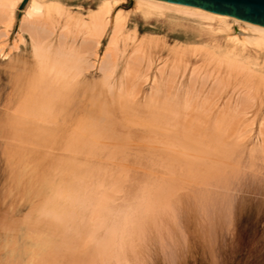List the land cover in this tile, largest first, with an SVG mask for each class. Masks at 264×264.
Here are the masks:
<instances>
[{"label":"rangeland","instance_id":"rangeland-1","mask_svg":"<svg viewBox=\"0 0 264 264\" xmlns=\"http://www.w3.org/2000/svg\"><path fill=\"white\" fill-rule=\"evenodd\" d=\"M58 1H60V3L65 7V9H68L70 13L72 12L76 15L86 16L90 10H94L97 7L101 0ZM19 7L20 6H18L15 10V19L17 22L20 18L23 19V12L25 11L24 8L20 10ZM118 11L121 15L124 13L122 16L126 17V34L122 39V49L124 51V55L119 61L115 81L118 83L119 81L124 82V80L127 79L125 81L127 83L131 80L130 78H127L129 77L127 76L128 73L131 78H133V72L135 73V76L133 75L134 80L129 81L128 84L133 82V84L130 85L136 87L137 82L139 85L137 86H141V92H136L137 94L135 93L134 96H137L138 98L135 97L136 99L133 101H131L132 99L125 100L124 98H121L120 104L123 102L124 105H120L118 101L120 99L117 96H109L105 90H102L99 87H96L93 91L85 95L82 90L79 89L76 91L74 103L68 107V114L71 111L73 112L72 125L70 128L72 130H75L76 128H87L88 130L89 127L85 126H89L90 124H95L97 122H103L102 124L105 127L107 126L106 123H108L110 126H108L107 129H109L110 132L112 131L110 135L113 134L115 139L111 138L109 135V137L106 136V138L108 137L107 140L110 142H116L115 140L117 139L119 145L121 144V146H124L122 149V147L116 143V145H118V147L116 146L117 150L118 152L120 151L119 153L115 149L116 147L112 150V147L115 146L114 143L111 142L114 145L110 144L112 147L107 146L109 144L106 143L107 140H105L106 138L104 136H102L104 137V140L101 137L98 139V143L104 141V145L102 144L103 146H101L97 144L96 146H93V151L88 149L81 151L68 150V141L66 137H59L52 139L53 141L49 140L42 142L32 137L18 136L16 134L17 129L20 130L23 127L11 125V123L16 119V115L14 114H17L15 112L18 107L28 99V96L32 95L35 97V95L38 94L37 86L34 84V62H32L30 55L29 36L26 34L27 32H20V30L18 32L16 26H12L8 29L5 36L2 37V34L0 35V47L3 48L2 56L0 53V240H2L0 242V249L2 248L4 251L0 250V264H36L34 263L36 261L33 260H36L35 258L39 257L44 258V263L42 264H50V262L51 264H90L92 259L91 257L93 256L91 253L93 243L87 235V231L91 227L89 225L91 224L90 220L94 222L92 226H94L99 220H104L105 222L108 221L107 223L112 220L115 221L116 217H114V213L117 209H127L131 211L133 213L132 219L136 221L138 226H141V234L139 237H135L132 247L126 252L125 258L129 264H264V156L262 155V152L264 154V82L263 84L261 82L263 80L262 78H264V49L260 51L252 50L251 52L243 55V59H248L250 63L257 61L255 66L253 65L254 67L251 66V70L254 69L259 73L250 70V73L255 72V74H252L253 78H251V74H248V70L243 71L245 73L247 72L246 74L250 77H247L245 73L242 74L243 71H241L242 76L239 74L240 72L238 73V71H233V74L231 71H228V68H224L226 67L224 64H218L216 60L212 61L209 59L208 62L205 61L201 56V54L204 55L203 52L196 50V47H199L198 49H200L206 44H218L221 48H224L230 45L231 39H237L239 36L240 37L238 39H242L244 36L247 37L248 33H242L241 31L243 30L239 29L235 24L232 25L231 23L229 29L227 30L213 33L211 32L209 28L210 25L207 22L200 21L194 17L181 16L179 14L168 13L165 17L144 20L139 14L132 11L131 0H119L118 4L116 3L115 5V12ZM213 28L215 29L216 26L214 25ZM1 31L3 32V30L0 29V33H2ZM227 35H230V37ZM108 41L109 36L106 35V37L102 39V45L99 47L100 49L98 51V55L100 57L102 56V53H104L108 45ZM3 54L4 57L7 55L9 57L7 56L4 58ZM137 57L141 58L138 59ZM203 57L206 58L205 55ZM258 57L260 58V62L257 59ZM28 60H31L30 63ZM140 61L142 65L139 63ZM149 62H151V64ZM130 64L132 65L130 66ZM136 64L141 65V67L136 66ZM258 64L261 68L258 67ZM217 65H221L223 67H218ZM134 66L135 68L139 67L138 70H134ZM125 68L127 70H125ZM158 70L162 74H159ZM143 73L146 74L143 75ZM169 73L171 76L174 75V73L175 75L168 83L167 79L170 80L171 77ZM228 73L229 75L232 73V76H229ZM260 73H263L262 76ZM98 74V62L96 61L95 67L87 73L86 78L95 85H98L97 82L100 77ZM235 74H239L241 77H236L238 75L235 76ZM142 75L146 76L148 79L147 82L142 80L144 79L141 77ZM256 75L258 76L257 80L259 75L262 80L259 78L260 81H256ZM124 76H126V78H124ZM155 76L159 78L157 84H154L152 81ZM246 77L249 80L252 79L251 84L254 83L253 86L250 84V81L249 83L244 81L248 80ZM203 80L205 81V84ZM189 82L191 83V88H188V84L190 86ZM259 82H261V85ZM166 84H170V88H168V90H171H166ZM192 84L195 85L192 86ZM149 86L150 88L155 87V90L159 89L160 92H158L159 94L155 97L156 103L153 111L148 110L145 107L147 98L155 91L154 90L151 93L150 91L153 89L149 90ZM200 86H202L203 89H201L202 87ZM136 88L135 90H137ZM190 89L192 92H189ZM200 89L201 92L199 91ZM165 91L169 92H166L169 96L166 95ZM194 99L195 101H193ZM173 102L180 105L179 113L175 118L176 120H170L171 123L167 122L168 128L172 129V127L169 126H173V131L170 130L172 133H170L169 129H166L165 131L162 130L164 133L167 132L166 135L160 131L163 127L167 128L165 122L155 119L151 116V114H153L152 112H154V114H158L156 112H162L160 107L163 103ZM200 102H202V105ZM184 103H188V106H184L183 108ZM243 103H245V105ZM121 106L122 108L124 106L125 107L122 109ZM128 106H130V108ZM188 107L191 109L189 110ZM193 108L194 110H192ZM100 111L102 112L100 113ZM124 113H126V115ZM103 115L107 116L105 117ZM149 117L153 119L149 121ZM103 118L107 120L105 121ZM124 118L125 121L128 119L126 123L124 121L122 122ZM146 118L148 119L147 122L145 121ZM134 119H137V121H134ZM237 119L239 120L237 121ZM129 120H131L132 123L130 121L128 124ZM155 120L161 122L160 127L165 125L159 128V123H155L159 128V131H157L159 134L154 133L155 130H158V128L153 127L155 126L153 123H149ZM134 122H136V125L139 124V126H141L142 123H146L145 125H147V123L151 125H147V127L143 125V127L145 126L148 130H145V128L143 129L142 126V128L138 127L137 130L138 125L135 126L136 128L131 125ZM123 124H128L127 126L131 127L133 126L135 130L133 128L131 129V127L130 129L129 127L128 129L123 128L126 127V125L124 126ZM39 125L44 127V124L39 123ZM68 125L70 124L58 121L55 125H48V128L64 130V128H67ZM183 126H187V128H184ZM149 127L154 128L155 130L152 129L154 132H149L150 134H148L146 131L150 130ZM182 127L184 128L183 130L186 129L187 132L184 131L185 133L192 136L191 138H194V142L196 140L197 145L199 144L202 146L203 144L202 147L207 149L208 154L207 152H199V146H197L196 150V144L193 142L189 143H193L194 148H192V150L188 148V151L184 144L180 143V140L176 139L177 136L180 139L182 138L181 136L184 134ZM193 127H197V130ZM174 128L176 132L174 131ZM216 131L219 134V138L216 135ZM189 132H193V134L191 135ZM160 133L162 135L164 134L163 136H165V138L161 137L162 135ZM151 134H156V136L153 137ZM86 136L90 135L86 133ZM117 136L119 139L123 137V139H121L123 143L124 140L126 143H129L130 141V144L132 142L134 143V146H137L134 148L133 144H131L132 149H128L130 148V144H128L129 147L126 143L122 145L121 140L119 142ZM169 136H171L170 138L173 140L170 139ZM202 136H204V138ZM213 136L216 137L218 141L222 140L220 141L222 142L220 146L223 149L221 148L222 150L220 149L218 152L211 151L216 147H214V145H216V143L218 144V141H216V138ZM125 137H127L128 140ZM199 138H202L203 141ZM224 140L225 142H223ZM191 141H193V139ZM199 141L201 143H199ZM169 142L170 144H168ZM144 144H147V147H142L146 146ZM139 145L140 147H138ZM148 145H151L152 148L158 147V150H155L154 148L152 149L151 147H148ZM166 145L168 146L166 147ZM171 145L174 147L172 148ZM176 145H182L181 149ZM106 146L108 148L110 147L109 149L112 152L116 150L115 153L118 154L113 152L116 158L114 156L111 157L113 153L110 152ZM136 147L138 148L136 149ZM121 149L123 152H121ZM124 149L126 151L129 150V152L127 153ZM172 150H175L176 153L172 152ZM230 150L233 152H230ZM167 152H169L170 155H167ZM177 152H179L180 155H178ZM182 152H187L189 156L192 155V158H189L186 153L185 155H182ZM120 153H123L124 155L122 156ZM127 154H129V156ZM171 154L172 156L174 155V157H172ZM195 155H198L199 157L202 155L204 159L196 157ZM125 156L128 158H125ZM145 156L147 160L145 159ZM168 156L172 159L170 160V158H167ZM181 156L182 158H185L183 160H185L186 163L180 160ZM121 158L125 160L122 161ZM210 158H212V160L214 159V161ZM217 158L220 159L218 160ZM103 159H106L107 161L110 160V162L107 163V161H104ZM173 159L176 161L175 164L173 163ZM167 160H170V163ZM66 161L72 162L81 168L79 171L84 177L83 185H87V183H89L93 190L96 189L94 193L97 198L99 197L102 199L107 196V204L111 207L112 215H108L106 211H103L101 202H94L92 204L94 207L91 205L89 207L90 209L86 213L87 215L85 214L87 217H84L82 222L79 221L77 223L80 228L79 236L73 237V242L71 243L72 247L70 246L74 249V251L71 249L70 251L69 247H62L63 249L61 248L57 252V256L56 252L53 253L49 249H40V246L38 247L37 243H35V238L40 234L42 237L50 236L57 238L55 241H58L59 239L57 234L53 235L54 228L50 226L48 227L49 222L44 220L39 213L46 198L45 196H48L51 192L45 184V186L41 184L44 179L53 182V185H58V178L59 181L64 178L66 179V176L62 177V171H64L63 168L67 164ZM178 161H180V163H178ZM187 161H189L190 165H193L192 168L189 167L190 165L188 166ZM5 163H7L8 166ZM119 163L120 167H116L119 166L117 165ZM125 163L127 168L123 166ZM185 164L190 171L187 169ZM167 166H171L172 168ZM137 167L141 171H137ZM215 167L218 170L220 167V176H218L219 174L214 176L213 172ZM21 168L24 171H22ZM164 168H166V170H164ZM181 168L183 169L181 170ZM211 168L213 170H209ZM95 170H97V173ZM18 171H20V174ZM29 171L31 173H29ZM148 172L150 173L148 174ZM189 172L193 174L189 176ZM21 174L25 176V181ZM51 175H53V177ZM194 176H198L199 179ZM170 177L173 179H170ZM122 178H125L126 180ZM32 182L37 184H35L36 187ZM186 183H188V186ZM169 188L171 189L170 191ZM158 190H162L163 193L161 201H156V198H153L155 197L154 194L157 193ZM167 191H169V193ZM44 192L46 194H44ZM38 193H43L44 195L41 194V196H39ZM152 200L156 201V203ZM159 203L162 206H160ZM206 203L207 205H205ZM95 208L98 212L103 211L100 214L103 218L97 217L96 214L98 213H96ZM137 209L138 211L135 212ZM35 214L38 215L36 216ZM7 217L9 219H7ZM27 219H29V224ZM43 220L46 223H43ZM95 220L97 221L95 222ZM22 222L25 223L22 224ZM40 223L41 225L38 226ZM45 228H48L50 232ZM30 229L31 232H29ZM32 230L35 232L32 234L33 237L31 236ZM13 233H16L17 235L15 234V236ZM101 234V230L99 232L96 231L95 237L97 238L101 236ZM7 236L12 238L10 239ZM15 239L17 241H15ZM11 241L13 242L11 243ZM20 241H24L23 244ZM1 243L4 246H1ZM16 244H18L17 247ZM9 249L12 251L10 252ZM28 249L30 250L29 252ZM66 250L70 252L67 253ZM12 252L13 254H11ZM52 254L54 256L51 257ZM28 255L31 257L29 258ZM49 257L52 260L49 259L50 261H48ZM27 261L29 263H27ZM92 263L101 264L98 259H92ZM109 264L116 263L113 261Z\"/></svg>","mask_w":264,"mask_h":264},{"label":"bare ground","instance_id":"bare-ground-1","mask_svg":"<svg viewBox=\"0 0 264 264\" xmlns=\"http://www.w3.org/2000/svg\"><path fill=\"white\" fill-rule=\"evenodd\" d=\"M119 0H101L100 3L97 5V7L94 10H90L88 12V14L86 16L84 15H76L75 13L73 14L72 12L70 13L68 11V9H65V7L60 3V1L58 0H28V2L26 3L25 7H24V17L23 19L20 18V20L17 22L15 19V10L18 8V6L21 5V3L23 2V0H0V29L3 30L2 33H0V35L2 34V37L5 36L8 32V29L11 28L12 26H16V29L24 32H27L26 34H28L29 36V45H30V55L32 58V62H34V69H35V79H34V84L37 86V91L38 94L34 96L30 95L28 96V99L26 101H24L17 109V111L14 114L16 115V119L11 123V125H17L21 128L20 130L17 129L16 134L18 136H25V137H32L34 139H37L39 141L45 142V141H49L55 138H59V137H66L67 141H68V150L71 151H75V150H84V149H88L93 151V146H96L97 144L103 146L104 145V141L101 143H98V139L101 137L104 140V137L106 138V136L109 137V135L112 133V131L110 132L108 128V123L107 126H103V122L100 123H95V124H90L89 126H85V127H89L88 130L87 128H76L75 130L70 129L71 125H72V119H73V112L71 111L68 114V107L71 106L74 103V98H75V94L76 91L81 89L82 92L85 94H88L89 92L93 91L96 87H99L102 90H105L109 96L111 95L113 96H117L120 100L119 104L121 102V98L126 99H132L131 101L135 100L137 96H134L136 92H141V86L138 87L139 85L136 82V87L131 86L130 84H133V82L130 84L129 81L134 80V74L132 72V77L130 76V74L128 73L127 78H130L131 80H129L127 83L125 82L126 80H124V82H116L115 81V75L117 73L118 67H119V61L120 59L123 57L124 55V51L122 49V39L126 34V27H125V21H126V17L122 16L124 15V13L121 15V13L115 12V5L116 3L118 4ZM122 2V1H121ZM131 5H132V11L134 13L139 14L144 20H149L151 18H161V17H165L166 14L170 13V14H179L181 16H185V17H194L199 19L200 21H204L207 22L210 26V30L213 33H218L224 30L229 29V26L233 24H235L239 29L243 30L241 31L242 33L247 32L248 36L247 37H243L242 39H231L230 40V45L221 48V46H219L218 44H206L203 48L198 49L199 47H196L199 52H203V54L206 56L203 57L204 55L201 54L202 58H204L205 61H209V59L216 60L218 62V64H224L226 67L224 68H228V71H231L233 73V71L237 72L239 74H241V71L243 70H248V74H251L250 76H252V74L254 73H250L251 70V66L254 67L255 63H250V61L248 59H243V55L247 54L249 52H251L252 50L254 51H260L264 49V27L263 26H259V25H254V24H250L229 16H223V15H219V14H214L211 12H207L198 8H192V7H186V6H181V5H176V4H171V3H167V2H163L160 0H131ZM127 16V15H126ZM128 17V16H127ZM22 23V24H21ZM21 24V26H20ZM216 26V28L214 29L213 26ZM233 27V26H232ZM237 28V29H238ZM238 29V30H239ZM232 31V30H231ZM224 33V32H223ZM228 33V32H227ZM232 33V32H231ZM234 33V32H233ZM241 33V34H242ZM225 34V33H224ZM20 35V34H19ZM106 35L109 36V41H108V45L104 51V53H102V56L100 57L98 55V51H99V47L100 45H102V39L104 37H106ZM230 37V35H227ZM233 36V35H232ZM227 38V37H226ZM228 39V38H227ZM226 39V40H227ZM1 48V47H0ZM16 48V47H15ZM14 48V49H15ZM2 49V50H1ZM0 49V53L2 56V51L3 48ZM193 49V48H192ZM190 50V49H189ZM195 51V50H192ZM256 54V53H255ZM262 55V54H261ZM8 56V55H7ZM5 56V57H7ZM25 56V54H24ZM4 57V54H3ZM4 57V58H5ZM9 57V56H8ZM26 57V56H25ZM136 57V56H135ZM208 57V59H207ZM257 57V56H256ZM261 57V56H260ZM133 58V57H131ZM129 58V59H131ZM138 59H140L139 57H137ZM136 58V59H137ZM137 59V60H138ZM143 59V58H142ZM141 59V60H142ZM259 61V57L257 58ZM27 60V59H26ZM25 60V61H26ZM136 60V61H137ZM29 63L31 60H28ZM27 61V62H28ZM98 62V75L99 77V81L97 82L98 85H95L94 83H92L91 81H89L86 78L87 73L92 70L95 67V62ZM211 62V61H210ZM216 62V64H217ZM260 62V61H259ZM129 63V62H128ZM138 63V62H136ZM141 64V61L139 62ZM151 64V62H149ZM212 63V62H211ZM127 64V63H126ZM180 64V63H179ZM182 64V63H181ZM8 65V64H7ZM132 64H130L131 66ZM134 65V64H133ZM142 65V64H141ZM141 65H137L136 66H140ZM254 65V66H253ZM262 65H263V60H262ZM16 66V65H15ZM218 66V65H217ZM221 66V65H220ZM218 66V67H220ZM18 67V66H17ZM22 67V66H21ZM30 67V66H28ZM151 67V66H150ZM223 67V66H221ZM258 67H260V65L258 64ZM264 67V66H263ZM134 70H138V68H135V66L133 67ZM256 68V67H255ZM261 68V67H260ZM1 69V68H0ZM5 69V68H4ZM128 69V67H127ZM125 68V70H127ZM149 69V68H148ZM253 69V68H252ZM264 69V68H263ZM6 70V69H5ZM123 70V71H125ZM131 70V69H129ZM145 70V69H144ZM262 70V69H260ZM28 71V70H27ZM133 71V70H132ZM175 71V70H174ZM251 71H256V70H251ZM11 72V71H10ZM130 72V71H128ZM135 72V71H134ZM146 72V71H143ZM258 72V71H256ZM264 72V71H263ZM13 73V72H12ZM91 73V72H90ZM125 73V72H124ZM159 74H162L159 72ZM232 73L229 76H232ZM245 73L244 71L242 72V74ZM247 73V72H246ZM245 73V74H246ZM259 73V72H258ZM146 73H143V75H145ZM158 74V75H159ZM184 74V73H183ZM234 74V73H233ZM239 74H235L238 75L236 77H241L239 76ZM244 74V76H245ZM247 77H250L248 76ZM261 76L263 73H260ZM124 75V74H123ZM141 76L144 79V82H147L148 79L146 78V76ZM164 75V74H163ZM169 75L171 76V74L169 73ZM175 75V73H174ZM172 75L170 77V80L167 79L168 83L169 81H171L172 77L174 76ZM258 75V74H257ZM255 77L256 81H260L259 78L261 79L260 75L259 78L257 80V76ZM4 76V75H3ZM161 76V75H160ZM159 76V77H160ZM22 77V75H21ZM95 77V76H94ZM148 77V76H147ZM169 77V76H168ZM167 77V78H168ZM192 77V76H191ZM228 77V76H227ZM246 77V78H247ZM92 78V77H91ZM124 78H126V76H124ZM154 79H152V81L154 82V84H157L159 81V78L157 76L153 77ZM201 78V77H200ZM205 78V77H204ZM253 78V76L251 77ZM4 79V78H3ZM137 79V78H136ZM196 79V78H195ZM242 79V78H241ZM248 79V78H247ZM254 79V80H255ZM264 80V78H262ZM261 79V80H262ZM140 80V79H139ZM193 80V79H192ZM253 80V81H254ZM261 81L262 84L264 81ZM12 81V80H11ZM14 81V79H13ZM151 81V82H152ZM180 81V80H179ZM204 81V80H203ZM246 83L250 84L252 83V79H248V80H244ZM244 81H242L244 84H246ZM255 81V82H256ZM143 82V83H144ZM191 82V81H190ZM189 82V83H190ZM222 82V81H219ZM261 82H259V84L261 85ZM2 83V82H1ZM24 83V82H23ZM166 83V82H165ZM171 83V82H170ZM201 83V81H200ZM153 84V85H154ZM205 84V81H204ZM219 84V83H217ZM249 84V85H250ZM254 84V83H253ZM253 84H251L253 86ZM257 84V83H255ZM9 85V84H8ZM138 85V86H137ZM144 85V84H143ZM167 85V84H166ZM195 84H192V86ZM221 85V84H220ZM248 85V86H249ZM155 86V85H154ZM204 86V85H203ZM191 88V83L190 86L188 84V88ZM202 87V86H200ZM199 87V88H200ZM216 87V86H214ZM220 87V86H218ZM217 87V88H218ZM251 87V86H250ZM8 88V87H7ZM15 88V87H14ZM135 88L137 90H135ZM140 88V89H139ZM150 88V86H149ZM168 88H170V84L167 85V89L165 87L166 90H168ZM172 88V87H171ZM252 88V87H251ZM260 88V87H259ZM16 89V88H15ZM153 89V90H151ZM193 89V87H192ZM203 89V87L201 88ZM201 89L199 90L201 92ZM264 89V88H263ZM33 90V89H32ZM149 90H151L150 92L152 93V91L155 90L154 88H150ZM171 90V89H169ZM168 90V91H169ZM218 90V89H217ZM216 90V91H217ZM14 91V90H13ZM17 91V90H16ZM168 91H165V93H169ZM251 91V90H250ZM34 92V90H33ZM159 89H156L146 100L145 103V107L148 110L153 111L154 109V105L156 103V95L159 94ZM189 92H192L191 89ZM248 92V91H247ZM19 93V92H17ZM166 93V95H168ZM212 93V92H211ZM246 93V92H245ZM137 94V93H136ZM139 94V93H138ZM186 94V91H185ZM184 94V95H185ZM197 94V93H196ZM198 94L200 95V93L198 92ZM165 95V94H164ZM169 96V95H168ZM19 97V96H18ZM116 97V98H117ZM167 97V96H166ZM214 97V96H213ZM242 97V96H241ZM251 97V96H250ZM138 98V97H137ZM174 98V97H173ZM185 98V96H184ZM198 98V95H197ZM244 98V97H243ZM242 98V99H243ZM111 99V98H110ZM188 99H189V95H188ZM15 100V98H14ZM18 100V99H17ZM185 100V99H184ZM212 100V99H211ZM16 101V100H15ZM112 101V100H111ZM165 101V100H164ZM195 101V99L193 100ZM192 101V102H193ZM202 101V100H201ZM206 101V100H205ZM241 101V99H240ZM246 101V100H245ZM129 102V101H128ZM185 102V101H184ZM189 102V101H188ZM194 103V102H193ZM240 103V102H239ZM97 104V103H95ZM122 105L123 102L121 103ZM120 104V105H121ZM188 103H184V106H188ZM196 104V103H195ZM200 104L202 105V102H200ZM205 104V103H204ZM209 104V103H208ZM241 104V103H240ZM245 105V103H243ZM242 104V105H243ZM251 104V103H250ZM98 105V104H97ZM192 105V103H191ZM247 105V104H246ZM94 106V104H93ZM119 106V105H118ZM126 106V105H125ZM124 106V107H125ZM200 106V105H199ZM120 107V106H119ZM123 107V108H124ZM130 108V106H128ZM194 107V106H191ZM92 108V107H90ZM122 108V106H121ZM122 108V109H123ZM179 108L180 105L176 102L173 103H163L160 107V110L162 112H156L158 114H154V112H152L153 114H151L152 117H154L157 120H162V122H165V124L167 125V128H161L160 124L161 122H158L157 120L153 121V122H149V123H153V127H157L156 126V122L159 123L158 127L161 128L160 131L162 133H164L162 130H166L169 129L173 131V126H169L172 127V129L168 128V124L167 122L171 123L170 120H174L178 113H179ZM202 108V107H201ZM188 109L190 110L191 108L188 107ZM187 109V110H188ZM239 109V108H238ZM4 110V109H3ZM194 110V108L192 109ZM241 110V109H240ZM93 111V110H92ZM130 111V110H129ZM96 112V111H95ZM102 111H100L101 113ZM188 112V111H187ZM186 112V113H187ZM193 112V111H191ZM189 112V113H191ZM240 112V111H239ZM136 113V112H135ZM93 114V113H92ZM109 114V113H108ZM123 114V113H122ZM126 115V113H124ZM188 114V113H187ZM130 115V114H129ZM94 116V115H93ZM105 116V115H103ZM107 116V115H106ZM105 116V117H106ZM128 116V115H127ZM144 116V115H142ZM96 117V116H94ZM102 117V115H101ZM121 117V116H120ZM126 117V116H125ZM222 117V116H221ZM150 118V117H149ZM186 118V117H185ZM192 118V117H191ZM198 118V117H197ZM105 119V118H103ZM110 119V116H109ZM127 119V118H126ZM133 119V118H132ZM139 119V117H138ZM153 118H150V120H152ZM200 119V118H199ZM102 120V119H101ZM107 119H105L106 121ZM128 120V119H127ZM127 120L125 121L122 120V122L124 121L125 123L127 122ZM137 121V119H134V121ZM147 118H146V122H147ZM176 120V119H175ZM181 120V118H180ZM239 119H237L238 121ZM58 121H62L63 123H68L70 125H68L67 128L63 129H55V128H48V125H55ZM121 121V120H120ZM131 120L128 121V124L130 123ZM221 121V119H220ZM191 122V121H190ZM203 122V121H202ZM233 122V121H232ZM235 122V121H234ZM40 124H44V127L40 126ZM89 123V122H88ZM132 123V121H131ZM139 123V121H138ZM183 123V122H182ZM187 123V122H186ZM219 123V122H218ZM116 124V123H115ZM127 124V125H128ZM135 124V125H134ZM141 124V122H140ZM146 123H142L141 126L143 127V125H145ZM164 124V123H162ZM174 124V122H173ZM189 124V123H188ZM205 124V123H204ZM120 125V124H119ZM118 125V126H119ZM124 126L126 124H123ZM123 127V128H127L131 126H127ZM134 127L137 126V130L139 126V124L136 125V122H134L133 124ZM148 126H150L147 123ZM147 125H145L147 127ZM184 125H185V121H184ZM133 126L131 127V129L133 128ZM145 126L143 127V129L145 128ZM177 126V125H176ZM175 126V128H176ZM84 127V126H83ZM121 127V126H120ZM141 127V128H142ZM157 127V128H158ZM184 127V126H183ZM182 127V130L187 126H185L184 128ZM200 127V126H199ZM232 127V126H231ZM230 127V128H231ZM110 128V127H109ZM122 128V129H123ZM136 128V127H135ZM140 128V129H141ZM150 128V127H149ZM154 128H150L148 132V134H150L152 131L155 130L154 133H158ZM174 128V131H175ZM194 128V127H193ZM218 128V126H217ZM216 128V129H217ZM229 128V125H228ZM83 129V130H81ZM134 129V128H133ZM142 129V130H143ZM197 130V127L194 128ZM201 129V128H200ZM16 130V129H15ZM85 130V131H84ZM87 130V132H86ZM109 130V131H108ZM135 130V129H134ZM145 130H148L145 128ZM181 130V129H180ZM193 130V129H191ZM203 130V129H202ZM200 130V131H202ZM205 130V129H204ZM219 130V129H217ZM230 130V129H229ZM232 130V129H231ZM84 131V132H83ZM168 131V130H167ZM172 131H170V133H172ZM179 131V130H178ZM186 129L183 130L182 134V138H177L178 140H180V143H183L185 148H189L190 150H192V148H194V144H196V140L194 142V138H191L192 136H189L187 133H185ZM194 131V130H193ZM139 132V131H138ZM150 132V133H149ZM176 132V131H175ZM196 132V131H195ZM206 132V131H205ZM204 132V133H205ZM213 132V131H212ZM222 132V131H221ZM227 132V131H226ZM264 132V131H263ZM86 133L90 136H86ZM90 133V134H89ZM109 133V134H108ZM153 133V134H154ZM217 133V131H216ZM146 134V133H145ZM151 134V135H153ZM157 134V135H158ZM161 134V133H160ZM167 135V132L164 133ZM163 134V135H164ZM174 134V133H173ZM189 134H193V132H189ZM197 134V133H196ZM214 134V133H213ZM144 135V134H143ZM162 135V134H161ZM161 136L163 138H165V136ZM172 135V134H169ZM203 135V134H201ZM217 137L219 138V134H216ZM215 135V136H216ZM227 135V134H226ZM104 136V137H102ZM111 138H114L113 134L110 135ZM156 136L153 135V137ZM90 137V138H89ZM108 137L105 139L107 140ZM118 137V136H117ZM122 137V136H121ZM128 137V134H127ZM125 137V138H127ZM167 137V136H166ZM171 136H169L170 138ZM195 137V135H194ZM204 138V136H202ZM214 137V136H213ZM224 137V136H223ZM124 138V139H125ZM175 138V137H173ZM208 138V137H207ZM216 138V137H214ZM221 138V137H220ZM230 138V137H229ZM110 139V138H109ZM115 139V138H114ZM119 139V137H118ZM123 139V137L121 138ZM119 139V142L120 140ZM161 139V138H159ZM172 139V138H170ZM193 139V141H191ZM196 139V137H195ZM200 139V138H199ZM210 140H212L211 138H209ZM101 140V139H100ZM113 140V139H112ZM128 140V138H127ZM137 140V139H136ZM158 140V139H157ZM155 140V141H157ZM173 140V139H172ZM183 140V141H181ZM200 140L203 141V139L201 138ZM3 141V140H2ZM53 141V140H52ZM116 142H112L115 144V146L107 140V146L112 147L111 145H113L115 148L116 146L118 147L119 143L117 141V139L115 140ZM151 141V140H150ZM165 141V140H164ZM175 141V140H174ZM177 141V140H176ZM216 141H218V139L216 138ZM222 140L218 141V144L216 143V145H214V149L211 150L213 152H218L222 147L220 146L222 142H220ZM109 142V143H108ZM166 142V141H165ZM173 142V141H172ZM179 142V141H177ZM189 142H193L192 144H190ZM198 142V140H197ZM225 142V140L223 141ZM227 142V139H226ZM238 142V141H236ZM264 142V141H263ZM262 142V143H263ZM20 143V142H19ZM37 143V142H36ZM116 143L118 145H116ZM122 145L124 143L121 140ZM199 143H201L199 141ZM210 143V142H207ZM46 144V143H45ZM103 144V145H102ZM111 144V145H110ZM129 143H126V145L128 146ZM131 144L134 143L131 142ZM130 144V148L128 149H132V145ZM138 144V143H137ZM153 144V143H152ZM166 144V143H165ZM170 144V142L168 143ZM175 144V142H174ZM177 144V143H176ZM226 144V143H225ZM238 144V143H237ZM21 145V144H20ZM142 145V144H140ZM140 145L138 147H140ZM146 146H142V147H147V144H144ZM158 145V143H157ZM191 145V146H190ZM34 146V145H33ZM106 146V148H108ZM121 146V144L119 145ZM137 146V145H135ZM134 146V148H135ZM168 145H166L167 147ZM172 146V145H171ZM177 147H182V145H176ZM197 146H199L198 150L199 152H204L208 154L207 149H205L202 144V146H200L199 144L195 145L196 150H197ZM209 146V145H207ZM21 147V146H20ZM27 147V146H26ZM109 147V148H110ZM117 147L115 148L117 150ZM122 149L124 148V146H121ZM129 147V146H128ZM136 147V149L138 148ZM148 147H151V145ZM174 146H172L173 148ZM202 147V148H201ZM108 148V149H109ZM143 148V149H144ZM152 148V147H151ZM149 148V149H151ZM154 148V147H153ZM152 148V149H153ZM158 148V147H157ZM157 148H154L155 150H158ZM184 148V147H183ZM208 148V147H206ZM264 148V147H263ZM20 149V148H19ZM35 149V148H34ZM38 149V148H37ZM119 149V148H118ZM121 149V152H123ZM142 149V150H143ZM162 149V147H161ZM188 149V151H189ZM223 149V148H222ZM221 149V150H222ZM32 150V149H31ZM114 150L113 152L115 153ZM125 150V149H124ZM140 150V149H139ZM164 150V149H163ZM170 150V148H169ZM184 150V149H183ZM208 150H210L208 148ZM226 150V149H224ZM233 150V149H232ZM5 151V150H4ZM28 151V150H27ZM107 151V150H106ZM110 151V149H109ZM126 151V150H125ZM148 151V149H147ZM154 151V150H151ZM166 151V150H164ZM179 151V150H178ZM186 151V149H185ZM234 151V150H233ZM230 150V152H233ZM262 151V150H261ZM264 151V150H263ZM68 152V151H66ZM112 152V151H110ZM112 152V153H113ZM118 152V150H117ZM120 152V151H119ZM118 152V153H119ZM127 153L129 152V150L126 151ZM172 152L176 151L172 150ZM197 152V151H196ZM211 152V153H213ZM62 153V152H61ZM114 153L111 155V157H115ZM115 153V154H118ZM133 153V152H132ZM135 153V152H134ZM146 153V152H145ZM160 153V152H159ZM167 155H170L169 152H167ZM174 153V155H175ZM178 155L179 152H177ZM182 152V155H185V153L187 154V156H189V154L187 152ZM192 153V152H191ZM223 153V152H222ZM225 153V151H224ZM70 154V153H69ZM75 154V153H74ZM121 154V153H120ZM119 154V155H120ZM140 154V153H139ZM162 154V153H161ZM166 154V153H165ZM193 154V153H192ZM206 154V156H207ZM2 155V154H1ZM122 156L124 155L123 153L121 154ZM129 156V154H127ZM142 155V154H141ZM140 155V156H141ZM174 155L171 156L174 157ZM177 155V157H178ZM194 155V154H193ZM211 155V154H209ZM262 155L264 156L263 152ZM36 156V155H35ZM39 156V155H38ZM164 156V154H163ZM176 156V155H175ZM196 157H199L198 155H195ZM217 156V155H215ZM221 156V154H220ZM142 157V156H141ZM150 157V156H149ZM152 157V155H151ZM176 157V159H177ZM192 158V155L189 156V158ZM194 157V156H193ZM201 158L204 159V157H202V155L200 156ZM199 157V158H200ZM209 157V156H208ZM212 157V156H211ZM219 157V155H218ZM226 157V156H225ZM232 157V156H231ZM91 158V157H90ZM110 158V157H109ZM125 158H128L125 156ZM130 158V157H129ZM137 158V157H136ZM167 158H170L169 156ZM179 158V157H178ZM187 158V157H186ZM187 158V159H189ZM215 158V157H214ZM222 158V157H221ZM224 158V157H223ZM114 159V158H113ZM122 159V158H121ZM146 159V156H145ZM153 159V158H152ZM157 159V157H156ZM164 159V158H163ZM166 159V158H165ZM172 158H170L171 160ZM175 159V160H176ZM185 158L181 159L182 161H184V163H186L185 160H183ZM212 160V158H210ZM218 159V158H217ZM220 159V158H219ZM218 159V160H219ZM227 159V158H226ZM11 160V159H10ZM23 160V159H22ZM93 160V159H92ZM91 160V161H92ZM99 160V158H98ZM104 160V159H103ZM125 159H122V161ZM147 160V159H146ZM170 160L169 161L170 163ZM223 160V159H222ZM104 161H107L106 159ZM112 161V160H111ZM114 161V160H113ZM165 161V160H164ZM174 161V159H173ZM214 161V159L212 160ZM216 161V159H215ZM6 162V161H5ZM12 162V160H11ZM67 164L64 166L62 171V177L66 176V179H61L59 181L58 178V185H53V182L48 181L47 179L42 180V184L43 186L46 185V187L49 188V190L51 191L50 194L48 196H45V200L43 202L42 207L40 208V216L44 218V220H47L49 222L48 227H53V235L57 234V236L59 237L58 241H55L54 237H42V235L37 236L35 238V243H37V246H40V249H49L51 252H58L62 247L68 248L69 250L71 249L72 251H74L73 248H71V243L73 242V237H77L79 236V232H80V228L78 227L77 223L79 221H83L85 214L87 213V211L90 209L89 207L94 203V202H101V206L103 207V211H106L108 215H112L111 213V207L107 204V200L108 198H97L96 194L94 193L95 190H93L92 186L89 185V183H87V185H83L84 184V177L81 175L80 173V167L77 166L76 164L72 163V162H68L66 161ZM110 162L107 161V163ZM125 162V161H124ZM123 162V163H124ZM163 162V160H162ZM176 161H174L173 163L175 164ZM188 162V166L189 161ZM191 162V160H190ZM194 162V161H193ZM4 163V162H3ZM105 163V162H104ZM152 163V162H151ZM150 163V164H151ZM178 163H180V161H178ZM197 163V162H195ZM218 163V162H217ZM262 163V162H261ZM7 164V163H5ZM158 164V163H157ZM156 164V165H157ZM193 164V163H192ZM199 164V163H198ZM203 164V163H202ZM216 164V163H215ZM219 164V163H218ZM264 164V162H263ZM261 164V165H263ZM27 165V164H26ZM119 166L116 167H120V163L117 164ZM181 165V164H180ZM195 165V164H194ZM205 165V164H204ZM210 165V164H209ZM8 166V164H7ZM6 166V167H7ZM15 166V165H14ZM31 166V165H30ZM122 166V165H121ZM127 168L126 163L125 165H123ZM154 166V165H153ZM152 166V168H153ZM178 166V165H177ZM186 166V164H185ZM193 165H190L189 167L192 168ZM199 166V165H198ZM212 166V165H210ZM224 166V165H223ZM13 167V166H12ZM25 167V166H24ZM169 167V166H167ZM171 167V166H170ZM169 167V168H170ZM187 167V166H186ZM200 167V166H199ZM207 167V166H206ZM209 167V166H208ZM9 168V167H8ZM6 168V169H8ZM16 168V167H15ZM31 168V167H30ZM124 168V167H123ZM130 168V167H129ZM138 168V167H137ZM155 168V167H154ZM159 168V167H158ZM168 168V170H169ZM172 168V167H171ZM185 168V167H184ZM227 168V167H226ZM12 169V168H11ZM19 169V166H18ZM26 169V168H25ZM32 169V168H31ZM116 169V168H115ZM119 169V168H118ZM131 169V168H130ZM129 169V170H130ZM183 168H181L182 170ZM188 169V167H187ZM205 169V168H204ZM203 169V170H204ZM22 170V168H21ZM121 170V169H120ZM137 171L140 170L139 168L136 169ZM164 170H166V168H164ZM189 170V169H188ZM209 170H213L212 168ZM208 170V171H209ZM220 170V167H219ZM219 170L216 169L213 172L214 176H216L217 174H219L218 176H220ZM15 171V170H14ZM24 171V170H22ZM34 171V170H33ZM97 170H95L96 172ZM141 171V170H140ZM143 171V170H142ZM190 171V170H189ZM222 171V170H221ZM231 171V170H230ZM20 174V171H18ZM126 172V171H125ZM147 172V171H146ZM192 172V171H191ZM190 173L189 176H191ZM199 172V171H198ZM211 172V171H210ZM29 173H31L29 171ZM48 173V172H47ZM46 173V174H47ZM97 173V172H96ZM150 172H148L149 174ZM180 173V172H179ZM207 173V172H206ZM120 174V173H119ZM155 174V173H154ZM187 174V172H186ZM209 174V173H208ZM22 175V174H21ZM124 175V174H123ZM170 175V174H169ZM201 175V174H200ZM210 175V174H209ZM206 175V176H209ZM24 177V181H25V176L22 175ZM39 176V175H38ZM53 177V175H51ZM60 176V175H59ZM101 176V175H100ZM113 176V175H112ZM121 176V175H120ZM187 176V175H185ZM199 176V175H198ZM198 176H194V177H198ZM222 176V175H221ZM30 177V176H29ZM117 177V176H116ZM125 177V176H124ZM161 177V176H159ZM178 177V176H177ZM180 177V176H179ZM193 177V176H192ZM227 177V176H226ZM22 178V177H21ZM27 178V175H26ZM45 178V176H44ZM48 178V177H47ZM112 178V177H111ZM213 178V177H212ZM31 179V178H30ZM56 179V178H55ZM116 179V178H115ZM125 179V178H122ZM170 179H173L170 177ZM180 179V178H179ZM199 179V177H198ZM202 179V178H201ZM205 179V178H204ZM209 179V178H208ZM22 180V179H21ZM20 180V181H21ZM28 180V179H27ZM51 180V179H50ZM100 180V178H99ZM126 180V179H125ZM195 180V179H194ZM34 181V180H32ZM40 181V180H39ZM101 181V180H100ZM117 181V180H115ZM114 181V182H115ZM160 181V180H159ZM186 181V180H185ZM188 181V180H187ZM198 181V180H197ZM262 181V180H261ZM22 182V181H21ZM91 182V181H90ZM170 182V181H169ZM180 182V180H179ZM193 182V181H192ZM256 182V181H255ZM30 183V182H29ZM33 183V182H32ZM132 183V182H131ZM184 183V181H183ZM34 184V183H33ZM36 184V183H35ZM34 184V186L36 187V185ZM45 184V185H44ZM116 184V183H115ZM125 184V183H124ZM171 184V183H169ZM188 183H186L187 185ZM205 184V183H204ZM252 184V183H251ZM31 185V184H30ZM164 185V183H163ZM173 185V184H172ZM39 186V184H38ZM96 186V185H95ZM98 186V185H97ZM162 186V185H161ZM183 186V185H182ZM188 186V185H187ZM197 186V185H196ZM201 186V185H199ZM224 186V185H223ZM159 187V186H158ZM170 187V186H169ZM26 188V187H25ZM163 188V187H162ZM257 188V187H256ZM113 189V188H112ZM117 189V188H115ZM158 189V188H157ZM35 190V189H34ZM167 190V189H166ZM171 189L169 188V191ZM175 190V189H174ZM179 190V189H178ZM177 190V193H178ZM261 190V189H260ZM38 191V189H37ZM117 191V190H116ZM155 191V190H154ZM169 191H167L169 193ZM187 191V190H186ZM41 192V191H40ZM46 192V191H45ZM44 192V194H46ZM34 193V192H33ZM121 193V192H120ZM152 193V192H151ZM165 193V192H164ZM39 194V193H38ZM43 194V193H41ZM41 194H39V196H41ZM43 194V195H44ZM109 194V193H108ZM148 194V193H147ZM162 190H158L157 193H155V197L156 201H161L162 200ZM167 194V193H166ZM256 194V193H255ZM42 195V196H43ZM142 195V194H141ZM260 195V194H259ZM31 196V195H30ZM38 196V195H37ZM111 196V195H110ZM153 196V194H152ZM167 196V195H166ZM43 198V197H42ZM115 198V197H114ZM152 198V197H151ZM8 199V198H7ZM36 199V198H35ZM165 199V198H164ZM37 200V199H36ZM149 200V199H148ZM35 201V200H34ZM33 201V202H34ZM154 201V200H152ZM156 201H154L156 203ZM167 201V199H166ZM5 202V201H4ZM20 202V201H19ZM18 202V203H19ZM36 202V201H35ZM168 202V201H167ZM3 203V202H2ZM164 203V202H163ZM255 203V202H254ZM4 205V204H3ZM160 205V203H159ZM207 205V203L205 204ZM93 206V205H92ZM115 206V205H114ZM152 206V205H151ZM157 206V205H156ZM162 206V205H160ZM165 206V205H164ZM94 207V206H93ZM141 207V206H140ZM169 207V206H168ZM101 208V207H100ZM139 208V207H138ZM152 208V207H151ZM161 208V207H160ZM150 209V208H149ZM168 209V208H167ZM96 211V208H95ZM101 211V212H103ZM137 210H135V212H137ZM145 211V210H144ZM147 211V210H146ZM8 212V210H7ZM34 212V210H33ZM36 212V211H35ZM101 212L96 211L97 217H102L100 216ZM134 212V211H133ZM134 212V213H135ZM27 213V212H26ZM6 214V212H5ZM31 214V213H30ZM132 212L129 210H124V209H117V211L114 213V217H116L115 221H109V223L105 222L104 220H95V222L97 221V223L92 226V224L94 223L92 220H90L89 222L91 224H89L91 227V229L89 228L88 232V238L91 240V242L93 243V247H92V259H98V261L101 264H109L110 262H115L116 264H129L128 261L126 260L125 256H126V252L129 248L132 247L133 241L135 239V237H139V235L141 234V226H138V224L136 223V221H134L132 219ZM13 215V214H12ZM36 215V214H35ZM38 215V214H37ZM36 215V216H37ZM87 215V214H86ZM3 216V215H2ZM11 216V215H10ZM14 216V215H13ZM33 216V215H32ZM31 216V217H32ZM95 216V215H94ZM9 217V216H8ZM7 217V219H9ZM39 217V216H38ZM93 217V215H92ZM103 218V217H102ZM34 219V218H33ZM39 219V218H38ZM93 219V218H92ZM5 220V219H4ZM3 220V222H4ZM11 220V219H10ZM28 220V224H29V219ZM43 220V221H44ZM111 220V219H110ZM138 220V219H137ZM20 221V220H19ZM24 221V220H23ZM86 221V219H85ZM41 222V221H39ZM88 222V223H89ZM25 222H22V224H24ZM43 223H46L45 221ZM51 223V224H50ZM27 224V223H26ZM34 225V224H33ZM40 224H38V226H40ZM45 225V224H44ZM88 225V224H87ZM37 226V225H36ZM17 227V226H16ZM28 227V226H27ZM45 227V226H44ZM43 227V229H44ZM31 228V227H30ZM34 228V227H33ZM42 228V227H41ZM40 228V229H41ZM96 228V229H95ZM28 229V228H27ZM26 229V231H27ZM42 229V230H43ZM48 230V228H45ZM50 229V228H49ZM82 229V228H81ZM15 230V229H14ZM34 230V229H33ZM31 233V236L33 233ZM102 231L101 236L99 237H95L96 231ZM218 230V229H217ZM18 231V230H17ZM49 231V230H48ZM85 231V230H83ZM82 231V233H83ZM29 232H31V229L29 230ZM28 232V233H29ZM43 232V231H42ZM47 232V231H46ZM50 232V231H49ZM18 233V232H17ZM16 234V233H15ZM13 233V235H15ZM26 234V233H24ZM46 234V233H45ZM49 234V233H48ZM52 234V233H51ZM100 234V233H99ZM10 235V234H9ZM12 235V234H11ZM17 235V234H16ZM15 235V236H16ZM36 235V234H35ZM30 236V235H29ZM28 236V237H29ZM30 236V237H31ZM46 236V235H45ZM9 237V236H7ZM33 237V236H32ZM10 238V237H9ZM12 238V237H11ZM10 238V239H11ZM52 238V239H51ZM54 238V240H53ZM8 239V238H6ZM24 239V238H23ZM82 239V238H81ZM25 240V239H24ZM2 240H0L1 242ZM15 241H17L15 239ZM33 241V239H32ZM13 241H11L12 243ZM22 242V241H20ZM24 242V241H23ZM22 242V244H23ZM78 242V241H77ZM81 242V241H80ZM8 243V242H6ZM10 243V244H11ZM16 243V242H15ZM5 244V243H4ZM80 244V243H79ZM86 244V243H85ZM18 244H16L17 247ZM1 246H4L1 243ZM9 246V245H7ZM15 246V245H14ZM71 246V247H70ZM80 246V245H79ZM19 247V246H18ZM64 248V249H65ZM76 248V247H75ZM80 248V247H79ZM25 249V248H24ZM63 249V248H62ZM2 250V248L0 249ZM10 250V249H9ZM70 250V251H71ZM3 251V250H2ZM12 250H10L11 252ZM17 251V250H16ZM15 251V252H16ZM26 251V250H25ZM30 250L28 249V252ZM67 251V250H66ZM70 251H67L70 252ZM77 251V250H76ZM81 251V250H80ZM133 251V250H132ZM4 252V251H3ZM20 252V251H19ZM24 252V251H23ZM35 252V251H33ZM17 253V252H16ZM60 253V252H59ZM76 253V252H75ZM81 253V252H80ZM1 254V253H0ZM13 254V252L11 253ZM27 254V253H26ZM61 254V253H60ZM131 254V253H130ZM7 255V254H6ZM78 255V253H77ZM29 256V255H28ZM34 256V255H33ZM54 256L53 254L51 255V257ZM58 256V253H57ZM8 257V256H7ZM11 257V256H10ZM13 257V255H12ZM19 257V256H18ZM22 257V256H21ZM31 256H29L30 258ZM73 257V256H71ZM18 259V258H17ZM21 259V258H20ZM36 260H32L36 261L34 263L36 264H42L44 263V258L39 257V258H35ZM50 257L48 258V261L52 260L50 259ZM92 259L90 264H94L92 263ZM3 260V259H2ZM12 260V258H11ZM55 260V259H54ZM66 260V259H65ZM1 261V259H0ZM15 261V260H13ZM21 261V260H20ZM29 261V260H28ZM27 261V263H29ZM32 262V261H31ZM64 262V261H63ZM2 263V262H1ZM24 263V262H23ZM46 263V261H45ZM53 263V262H52ZM68 263V262H67ZM51 264V262H50ZM63 264V263H62Z\"/></svg>","mask_w":264,"mask_h":264},{"label":"water","instance_id":"water-1","mask_svg":"<svg viewBox=\"0 0 264 264\" xmlns=\"http://www.w3.org/2000/svg\"><path fill=\"white\" fill-rule=\"evenodd\" d=\"M163 2L198 8L214 14L229 16L264 27V0H160ZM28 0H23L22 10Z\"/></svg>","mask_w":264,"mask_h":264}]
</instances>
